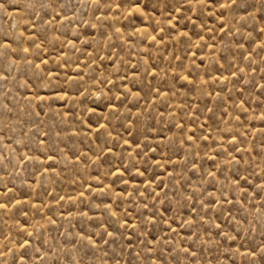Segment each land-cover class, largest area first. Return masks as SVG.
<instances>
[{"label": "rangeland", "instance_id": "rangeland-1", "mask_svg": "<svg viewBox=\"0 0 264 264\" xmlns=\"http://www.w3.org/2000/svg\"><path fill=\"white\" fill-rule=\"evenodd\" d=\"M0 264H264V0H0Z\"/></svg>", "mask_w": 264, "mask_h": 264}, {"label": "snow or ice", "instance_id": "snow-or-ice-1", "mask_svg": "<svg viewBox=\"0 0 264 264\" xmlns=\"http://www.w3.org/2000/svg\"><path fill=\"white\" fill-rule=\"evenodd\" d=\"M117 7H119V5H117ZM25 51H27V49H25Z\"/></svg>", "mask_w": 264, "mask_h": 264}]
</instances>
